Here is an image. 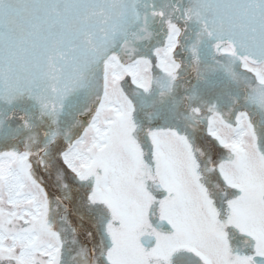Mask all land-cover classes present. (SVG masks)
<instances>
[{"label": "snow or ice", "instance_id": "obj_1", "mask_svg": "<svg viewBox=\"0 0 264 264\" xmlns=\"http://www.w3.org/2000/svg\"><path fill=\"white\" fill-rule=\"evenodd\" d=\"M0 264H264V0H0Z\"/></svg>", "mask_w": 264, "mask_h": 264}]
</instances>
